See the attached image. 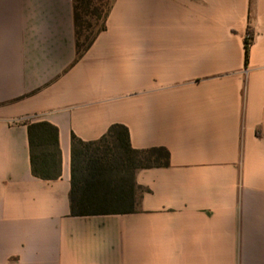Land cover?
<instances>
[{
  "label": "crops",
  "instance_id": "crops-1",
  "mask_svg": "<svg viewBox=\"0 0 264 264\" xmlns=\"http://www.w3.org/2000/svg\"><path fill=\"white\" fill-rule=\"evenodd\" d=\"M73 10L0 0V264H264V0H114L80 58ZM38 122L56 180L31 172ZM115 124L169 166L137 171L135 212L71 216L72 136Z\"/></svg>",
  "mask_w": 264,
  "mask_h": 264
},
{
  "label": "trees",
  "instance_id": "trees-1",
  "mask_svg": "<svg viewBox=\"0 0 264 264\" xmlns=\"http://www.w3.org/2000/svg\"><path fill=\"white\" fill-rule=\"evenodd\" d=\"M114 0H73L77 58L86 52L96 36L105 30ZM93 17L100 25L85 41L80 36L84 25ZM253 34L247 31L244 40L245 65L248 64ZM30 165L33 176L56 180L61 175V153L58 129L48 122L28 125ZM170 155L165 148L133 149L128 129L112 125L96 141L71 139V216L129 214L136 211L143 189L135 180L137 171L169 166Z\"/></svg>",
  "mask_w": 264,
  "mask_h": 264
},
{
  "label": "rangeland",
  "instance_id": "rangeland-1",
  "mask_svg": "<svg viewBox=\"0 0 264 264\" xmlns=\"http://www.w3.org/2000/svg\"><path fill=\"white\" fill-rule=\"evenodd\" d=\"M82 16L84 17L83 14H82ZM84 19H87L91 23V27L88 28L87 25H84V27L82 29L81 36H80V39L82 42L85 41L86 37H88L92 33H94L100 25V23L96 19H94L93 17H86V18L84 17Z\"/></svg>",
  "mask_w": 264,
  "mask_h": 264
}]
</instances>
